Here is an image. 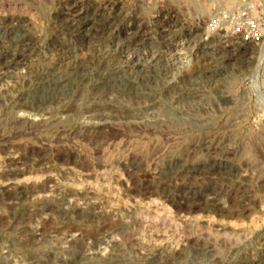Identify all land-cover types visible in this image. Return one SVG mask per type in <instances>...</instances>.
<instances>
[{
	"label": "rangeland",
	"instance_id": "obj_1",
	"mask_svg": "<svg viewBox=\"0 0 264 264\" xmlns=\"http://www.w3.org/2000/svg\"><path fill=\"white\" fill-rule=\"evenodd\" d=\"M70 1L0 0V264H264V46L238 67L199 45L264 0H81L88 38Z\"/></svg>",
	"mask_w": 264,
	"mask_h": 264
},
{
	"label": "bare ground",
	"instance_id": "obj_2",
	"mask_svg": "<svg viewBox=\"0 0 264 264\" xmlns=\"http://www.w3.org/2000/svg\"><path fill=\"white\" fill-rule=\"evenodd\" d=\"M91 1V0H90ZM234 2V1H233ZM232 1H227L225 4H233ZM240 2V1H239ZM71 3V6L70 7H67V6H64L61 8V13L60 14H64L65 16H68L70 18L71 21H74V20H79L80 23H78V25H80V28H84L85 31L87 32L85 34V32L83 31V34H82V30L80 31V33H78V36L81 38H88L89 35L91 34L90 32L93 31V25H94V21L96 20L97 16L99 15V13L96 12L95 9H93L91 6H90V2L89 1H77V0H71L70 1ZM95 3V2H94ZM121 3V2H120ZM93 4V3H92ZM235 4V3H234ZM114 5V4H113ZM116 6V5H114ZM229 6V5H228ZM225 7V6H224ZM239 7V6H238ZM106 9V8H105ZM226 10V9H225ZM241 11V10H239ZM227 12V11H226ZM229 12V11H228ZM103 13V12H102ZM56 14H59V13H56ZM104 15V14H103ZM22 18V17H20ZM12 21L14 20L13 18H11ZM62 19V18H61ZM1 20V19H0ZM114 20V19H113ZM14 21L16 22H20L18 19H15ZM23 21V20H22ZM78 21V22H79ZM4 22V21H3ZM6 23V22H5ZM13 23V22H12ZM77 23V21H76ZM9 24V23H8ZM216 24V23H215ZM10 28L11 29H14V26L15 24H9ZM77 25V26H78ZM98 25V24H97ZM145 25V24H144ZM156 25V24H155ZM72 26V25H71ZM75 26V25H74ZM76 26V27H77ZM143 26V25H142ZM158 26V25H157ZM216 26V25H215ZM7 27V26H6ZM19 27V26H17ZM191 27V26H190ZM207 27V26H206ZM209 27H210V24H209ZM71 28V27H70ZM135 28V31L137 32H140V36H141V42L142 44L140 45L141 47L144 46V44L148 43L147 39L144 37L145 34L144 32L140 29L139 26H125L124 28V34H128L130 35V32ZM157 28V27H156ZM208 28V27H207ZM206 28V29H207ZM217 28V27H215ZM6 29V28H5ZM17 29V28H16ZM15 29V30H16ZM205 29V28H203ZM19 30V29H18ZM17 30V31H18ZM27 30V28H26ZM31 30V29H30ZM213 32V30L215 29H207L205 31V39L204 40H201V43L199 45H201L202 47L201 48V53L202 55H216V54H219L221 55L222 58H226V60L230 61L229 63H232V62H236L239 66L238 67H243L244 65H248L250 64L252 61H250V55H252L255 50L257 49L258 45L261 43V40H258L257 36L256 35H253V34H250L248 32V28L244 27L243 31H241L240 33H233L231 32L230 35L228 34H223L221 35L220 33H218L217 31V34L220 36L218 38H215L212 34H211V31ZM219 30V28H218ZM12 31V30H11ZM28 31V30H27ZM78 31V30H77ZM157 31V30H156ZM226 31V30H225ZM96 32V31H95ZM215 32V31H214ZM221 32V31H219ZM227 32V31H226ZM225 32V33H226ZM190 33V32H188ZM223 33V32H222ZM93 34V33H92ZM216 34V33H215ZM93 36V35H91ZM217 37V35H216ZM92 38V37H91ZM31 39V38H30ZM201 39V38H200ZM84 40V39H83ZM26 41L30 42L27 38L23 37L21 42H24L23 43V46H28L29 43H25ZM34 41V40H33ZM38 41V40H37ZM36 42V41H35ZM160 43V42H159ZM158 43V44H159ZM21 44V43H20ZM35 44V43H34ZM153 44V43H152ZM147 45V44H146ZM150 45V44H149ZM161 47V46H160ZM33 48V46H32ZM23 49V48H22ZM160 48L158 47L157 48V53L155 51L154 54H147V53H143L141 55H137L135 57H131L130 54H129V59L128 61L126 62L127 65H132V67L134 66H137V67H141L142 70H147V69H152V70H155L157 69L158 67H160L161 65V59H162V54L159 50ZM21 50V49H20ZM24 50V49H23ZM156 50V49H155ZM199 50V49H198ZM26 52H28L26 50ZM5 53V52H4ZM4 53L2 54V56L4 55ZM11 53V52H10ZM16 53V52H15ZM13 53L12 55H10L8 58V63L9 64H15V63H18L19 61L23 60L24 59V54H15ZM23 53V52H21ZM196 53V52H195ZM132 54V53H131ZM6 55V54H5ZM194 55V52L192 53L191 51L190 52H187L182 58V65L180 64L179 66H177V68H179L180 66L182 67H186L188 64H190V62L192 61V56ZM5 57V56H4ZM7 57V56H6ZM127 57V56H126ZM30 58V57H29ZM127 59V58H126ZM109 60V59H108ZM166 60V63H168V67L170 66H173L174 64L171 63V60H172V55L169 54V56H167L165 58ZM25 61V60H23ZM126 61V60H125ZM178 62V61H177ZM175 63V62H174ZM174 67V66H173ZM171 68V67H170ZM140 69V68H139ZM227 73V74H226ZM228 73L230 72H225L223 73L224 74V77H228ZM221 75V73H220ZM196 76V75H195ZM231 76H232V73H231ZM230 76V77H231ZM235 76V75H234ZM184 77V76H183ZM233 77V76H232ZM192 78V77H191ZM188 79V78H187ZM187 90V89H186ZM190 90V89H188ZM194 93H192V91H184L182 94H181V97L182 99H187L189 100L188 98L190 97H193ZM196 96V95H195ZM180 97V98H181ZM194 98V97H193ZM262 128V127H261ZM264 128V127H263ZM260 135V134H259ZM259 138V137H258ZM251 139V138H250ZM248 141V140H247ZM249 142V141H248ZM251 142H252V139H251ZM255 144V143H254ZM263 145V144H262ZM220 165V164H219ZM199 169V168H198ZM196 175V174H195ZM145 187V186H144ZM167 194V193H166ZM149 195V194H148ZM184 198V197H183ZM191 199V198H190ZM193 199V198H192ZM171 203L173 204V206H175V208L177 209H183V210H188V212H197V211H200V212H205V213H214V214H218L219 216L224 214L225 212V209L220 207L216 201H214L213 198L211 199H208V200H205V201H199V200H191V201H179L176 199H172L171 198ZM216 202V203H215ZM78 207V206H77ZM67 208V207H66ZM77 209V208H76ZM83 209V208H82ZM17 210V209H16ZM75 210V209H73ZM72 210V211H73ZM71 211V213H72ZM84 211V210H83ZM231 210H228V212H230ZM231 213V212H230ZM73 214V213H72ZM228 214V213H227ZM64 216V215H63ZM83 216V215H82ZM223 216V215H222ZM227 216V215H226ZM73 218V217H72ZM78 222V221H77ZM67 225V224H66ZM81 231V230H80ZM79 231V232H80ZM82 233V232H81ZM85 232H83L82 234H84ZM39 234V233H38ZM71 234V233H70ZM30 235V234H29ZM69 235V233H68ZM87 235V234H85ZM39 237V236H38ZM80 237V236H79ZM97 237V236H96ZM163 238V237H162ZM36 239V238H35ZM38 239V238H37ZM83 239V238H82ZM85 239V238H84ZM40 240V239H39ZM69 240V239H68ZM27 241V240H26ZM42 241V240H41ZM99 241V240H98ZM97 242V241H96ZM207 242V241H206ZM25 243V242H24ZM30 243V242H29ZM103 243V242H102ZM67 244V243H66ZM97 244V243H96ZM100 244V243H99ZM77 245V244H76ZM98 245V244H97ZM78 246V245H77ZM101 246V245H100ZM100 246L98 247V249L100 248ZM64 247V246H63ZM71 247V246H70ZM80 247V245H79ZM97 248V246H96ZM103 248V247H102ZM111 248V247H110ZM81 249V248H80ZM72 250V249H70ZM79 250V249H78ZM82 250V249H81ZM87 250V249H86ZM102 250V249H101ZM106 250V249H104ZM180 251V250H179ZM55 252V251H54ZM64 252V251H63ZM87 251H84L83 253L85 254ZM102 254L103 252L107 253L106 251H101ZM59 253V252H58ZM89 253V251H88ZM87 253V254H88ZM86 254V256H88ZM105 255V254H104ZM79 256V255H78ZM85 256V255H84ZM90 256V255H89ZM71 257V256H70ZM103 257V256H102ZM65 258H68V257H64V260ZM88 258V257H87ZM86 258V259H87ZM94 258V257H93ZM112 258V257H111ZM90 259H91V256H90ZM96 259V258H94ZM98 259V258H97ZM64 260L62 263H64ZM100 260V259H99ZM102 260V259H101ZM100 260V261H101ZM104 260V259H103ZM102 260V261H103ZM88 261V260H87ZM110 261V260H109ZM61 262V260L59 261ZM73 262V261H72ZM112 262V261H111ZM86 263V262H85ZM57 264V263H56ZM65 264V263H64ZM67 264V263H66ZM70 264V263H69ZM73 264V263H72ZM76 264V263H75ZM80 264V263H78Z\"/></svg>",
	"mask_w": 264,
	"mask_h": 264
},
{
	"label": "built area",
	"instance_id": "obj_3",
	"mask_svg": "<svg viewBox=\"0 0 264 264\" xmlns=\"http://www.w3.org/2000/svg\"><path fill=\"white\" fill-rule=\"evenodd\" d=\"M234 11L236 12V17L239 19V23H233L228 27V31L233 33H240L241 31H243L244 27H246L248 28V32L250 34L256 35L258 40H261V46H264V25L260 21L261 18H258V16L256 17L249 15V13L247 12L248 10L244 13H241L244 17L239 18V12L237 10Z\"/></svg>",
	"mask_w": 264,
	"mask_h": 264
}]
</instances>
